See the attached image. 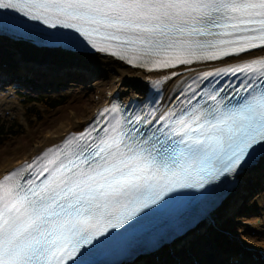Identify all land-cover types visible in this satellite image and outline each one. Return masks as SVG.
Returning a JSON list of instances; mask_svg holds the SVG:
<instances>
[{
    "label": "snow or ice",
    "instance_id": "1",
    "mask_svg": "<svg viewBox=\"0 0 264 264\" xmlns=\"http://www.w3.org/2000/svg\"><path fill=\"white\" fill-rule=\"evenodd\" d=\"M6 11L149 72L237 62L196 73L159 115L97 121L0 178V264H91L138 217L264 149V56L246 58L264 50V0H0Z\"/></svg>",
    "mask_w": 264,
    "mask_h": 264
},
{
    "label": "bare ground",
    "instance_id": "2",
    "mask_svg": "<svg viewBox=\"0 0 264 264\" xmlns=\"http://www.w3.org/2000/svg\"><path fill=\"white\" fill-rule=\"evenodd\" d=\"M0 56H2L0 65L9 61L12 70L24 64L28 66L27 70L31 71L29 66H33L36 70L42 69L44 78L48 80L58 78L63 80L65 77L72 80L77 72H83L88 79V86L95 84L101 86L100 92L85 115L62 121L45 133L29 150L22 148L17 157L6 159L0 166V178L15 166L33 159L44 149L61 142L66 135L82 131L94 115L106 108L113 98L133 102L148 98L156 90H160V103L164 108L179 94V90L184 86L183 82L190 81L196 73L237 62L235 58H228L225 61L192 65L190 66L194 69L192 72L186 70L189 66L149 72L103 53L44 47L17 36L1 33ZM260 56H264V50L246 54L247 59ZM172 71L178 72L179 75L164 79ZM156 80L161 81L159 87L154 86ZM6 89L11 95L12 91ZM1 93L0 90L2 110H9L10 114L18 112L17 103L6 96L1 97ZM251 210H255L257 214L253 218H248ZM262 230H264V157L239 174L210 212L189 230L173 238L171 243L156 246L149 252L150 255L140 254L120 261L119 264H159L156 263V259L154 260L157 255L168 259L165 264H178L176 263L178 260L183 263L191 260V264H211L210 261L212 264H264ZM252 231L259 234L252 235ZM175 245L178 247L177 251L174 249L176 247H173ZM206 249L212 251L210 252L212 255L207 253ZM175 251L182 256L171 257ZM203 253L204 255L207 253L208 256H204Z\"/></svg>",
    "mask_w": 264,
    "mask_h": 264
},
{
    "label": "rangeland",
    "instance_id": "3",
    "mask_svg": "<svg viewBox=\"0 0 264 264\" xmlns=\"http://www.w3.org/2000/svg\"><path fill=\"white\" fill-rule=\"evenodd\" d=\"M36 73L38 72H35V74ZM70 73L73 74V72ZM75 76L76 77L72 80H69L68 78L65 77L60 83L58 82V85H56L57 82L53 84L49 83V85L44 84L42 83L43 77L38 78L35 77V75L32 76V78H29V80L34 81V83L30 81L31 87L30 85L28 86V84H26L23 81L22 84L24 87H17L16 85H19L20 83H15V81L12 80L9 81L6 85H4L5 87H9L12 93L10 95L8 90L2 91L1 97L6 96L14 100L17 103L16 105L18 107V112L12 114L10 113L6 114V112H9V110H2V106H0V123L9 125L12 122H16L20 127L18 128L15 127L13 129V131L14 130L17 131L16 135H11V136L0 135V166L5 163L6 159L17 157L20 154L22 148L29 150L31 147H33L35 143L41 140L42 136L45 133H47L50 129H53L62 121L69 119L72 120L75 117H79L87 113L90 106L93 104L97 94L100 92L101 86L100 84H95V83H94L95 85L88 86L87 84L88 79L86 78V75L83 74V72L80 73L77 72ZM26 92H29L30 94ZM23 93L25 95H28L29 97L31 96L34 98H38L41 95H44L48 97H53L54 99H59L60 96H63L64 97L63 99L65 100L63 101L62 104H60L58 107L52 110L46 109L45 107L37 103H32V105L35 107L32 111L37 110V112L39 113V117L30 118L28 117V115L30 114V109L29 108L27 109L26 106H24L28 97L22 96L21 94ZM246 214L248 213H244V215ZM256 214L257 212L255 210L253 211L251 210V212L247 215V217L253 218L255 217ZM261 233L264 234V230H262ZM255 234H259V233L253 231L252 235ZM173 247H176V245ZM174 249L178 250V247ZM176 251L173 252V254H171V257L182 256L181 254H178ZM150 259L151 258H149V261ZM154 260L157 261L156 263L165 264L168 259L166 257H162V256L159 257L157 255L154 258ZM176 263L191 264L192 261L186 260L183 263V262H179L178 260Z\"/></svg>",
    "mask_w": 264,
    "mask_h": 264
},
{
    "label": "trees",
    "instance_id": "4",
    "mask_svg": "<svg viewBox=\"0 0 264 264\" xmlns=\"http://www.w3.org/2000/svg\"><path fill=\"white\" fill-rule=\"evenodd\" d=\"M63 100H64L63 98L62 100H55V99L51 100V98L46 97V96L40 97V98H29L27 102L25 103V106H28L32 104L33 102H36L40 104L41 106H44L47 109L52 110L58 107L60 104H62ZM29 109H30V114L28 115V117H39V113L37 112L36 109H35L36 111H32L34 109L33 106L29 107ZM15 127L18 128L20 126H18L16 122H12L9 125L0 123V135H6V136L16 135L17 131L16 130L13 131Z\"/></svg>",
    "mask_w": 264,
    "mask_h": 264
}]
</instances>
